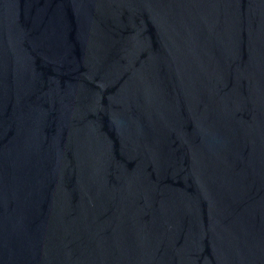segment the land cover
I'll list each match as a JSON object with an SVG mask.
<instances>
[{
	"label": "water",
	"instance_id": "obj_1",
	"mask_svg": "<svg viewBox=\"0 0 264 264\" xmlns=\"http://www.w3.org/2000/svg\"><path fill=\"white\" fill-rule=\"evenodd\" d=\"M0 264H264V0H0Z\"/></svg>",
	"mask_w": 264,
	"mask_h": 264
}]
</instances>
